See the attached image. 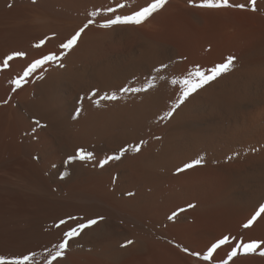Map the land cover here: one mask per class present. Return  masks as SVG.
I'll return each mask as SVG.
<instances>
[{"label":"bare ground","instance_id":"6f19581e","mask_svg":"<svg viewBox=\"0 0 264 264\" xmlns=\"http://www.w3.org/2000/svg\"><path fill=\"white\" fill-rule=\"evenodd\" d=\"M121 2L126 14L152 0H0V64L27 54L0 67V255L35 251L32 264H43L65 231L100 216L59 264H206L181 247L264 241V213L242 227L264 206V0L255 12L167 0L140 25L107 29L98 26L107 16L92 17L72 49L59 47L89 13ZM49 53L63 56L13 92L10 81ZM230 57L227 72L180 103L185 86L171 81ZM141 140L139 152L97 166ZM79 148L96 159L69 162ZM260 250L234 264H264Z\"/></svg>","mask_w":264,"mask_h":264},{"label":"snow or ice","instance_id":"6c2138e0","mask_svg":"<svg viewBox=\"0 0 264 264\" xmlns=\"http://www.w3.org/2000/svg\"><path fill=\"white\" fill-rule=\"evenodd\" d=\"M35 2V0H33ZM167 3V0H152L151 3L147 4L144 7L139 8L138 10L132 11L131 13L120 14L119 10L126 7L124 2L117 3L114 6H110L107 8H98L91 13H89V19L84 23L78 30L74 32L69 38L66 39L65 42L60 44V48L64 50H70L73 48L74 45L77 44L80 36L82 33L85 32L90 26L95 25L96 21L92 17L97 16H107V19L102 20L99 23V27L101 28H111L116 25H140L148 20V18L152 17L154 13L162 9ZM188 3L193 7H200V8H207V9H221V8H238L241 10H251L253 12L257 11V0H249L248 4H232L229 0H200L199 3H196V0H188ZM11 6V5H9ZM44 43L43 40L40 41L39 44H36L35 47L39 48ZM27 54L23 51H15L3 59L2 64L0 67L8 68L9 62L12 61L16 57H25ZM63 53L57 55L56 53H49L47 55H43L39 59L33 60L28 66L23 70L22 74L17 76L16 78L12 79L10 83L14 85L12 91L15 92L18 88L22 86L23 83L26 82L27 78L31 76L33 73L40 69L45 64H50L52 62H58L62 59ZM232 63V58L230 57L226 63H222L216 65L207 70V72L201 70L199 66L195 68L194 71L188 73V76L183 79L182 81L173 80L171 81L172 84L182 83L185 87L183 93L180 97V103H183L184 100L189 97L192 93L196 92L198 89L203 88L204 85L208 84L210 81L215 80L218 76L222 73H225L229 70ZM60 67H63V64H60ZM166 67V66H164ZM159 69L157 72L159 73ZM193 77L195 79H193ZM43 78V77H40ZM162 78L160 75H157L155 79ZM153 82H149L148 87H154ZM121 91H133L138 92L140 89L135 88H127L121 89ZM95 95V93H93ZM117 97L115 94L111 96H105L104 99H111L115 100ZM8 101H4L7 103ZM179 107V104L176 105ZM171 112L165 113V116H171ZM37 125L39 121L36 122ZM35 131V129H33ZM144 141L141 140L136 145H128V146H121V148L111 156H107L104 158L103 161L97 160V166L103 167L105 164L109 163L110 160L116 161L120 160L122 156L127 153L129 150L139 152L141 150V146L143 145ZM96 157L93 153L86 151L83 148H79L76 152L68 157L69 162L74 160H80L82 162H89L95 160ZM201 164V160L196 159L193 160L191 163H185L182 167L176 169L177 173L182 172L186 169H190L195 167L196 165ZM129 196L134 195L132 192L126 193ZM189 208L194 207V205L189 204ZM261 213H264V206H261L259 211L256 212L251 219H249L246 223L242 225L244 229H249L253 226V223L256 221L257 217L260 216ZM177 213H173L168 217L169 220H173ZM69 219L75 220L76 217H69ZM105 218L103 216L89 218L84 222L77 223L74 227L69 228L67 231L63 233L60 241L54 243L52 245L53 250L45 249L46 255L43 258V264H59V261L64 258L66 251L69 247V241L78 237L81 232L85 229H90L93 226L98 225L102 220ZM66 221L61 220L60 224H64ZM131 240L125 242L127 246L132 244ZM224 246H228L230 251L226 253V256L221 259H216L218 255V250H221ZM264 248V241L258 240H251L248 242H244L243 240L237 237H231L228 235H224L221 238L215 240L206 248L204 251H192L186 247H181V250L186 253L187 255L193 257L197 260H202L206 262V264H234V258H237L241 255L247 256L250 254L257 253L258 250ZM260 256H264V250L259 251ZM36 256L35 251H31L26 254H20L18 256H13L11 258L5 257L0 255V264H32Z\"/></svg>","mask_w":264,"mask_h":264}]
</instances>
